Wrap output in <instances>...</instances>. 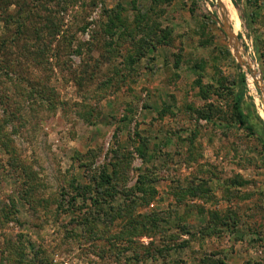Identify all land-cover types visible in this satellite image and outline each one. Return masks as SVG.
I'll list each match as a JSON object with an SVG mask.
<instances>
[{
  "label": "rangeland",
  "instance_id": "obj_1",
  "mask_svg": "<svg viewBox=\"0 0 264 264\" xmlns=\"http://www.w3.org/2000/svg\"><path fill=\"white\" fill-rule=\"evenodd\" d=\"M221 1L32 0L18 38L0 20V264L264 261V0ZM203 180L216 199L189 195ZM212 210L229 221L203 236Z\"/></svg>",
  "mask_w": 264,
  "mask_h": 264
},
{
  "label": "trees",
  "instance_id": "obj_2",
  "mask_svg": "<svg viewBox=\"0 0 264 264\" xmlns=\"http://www.w3.org/2000/svg\"><path fill=\"white\" fill-rule=\"evenodd\" d=\"M153 1H158V0H153ZM234 1V0H233ZM258 1L259 0H245V3L246 5H253L254 3H256L255 5L258 4ZM234 3L237 5V3L234 1ZM12 4H14L16 7H18L17 9H14V11H11L10 10V6H11V2L9 1H0V20H2V22L5 24V32H8L9 29L11 27H13V29H15L14 33H13V36L12 37H16L18 38L19 36H21L22 33L25 32L26 30V27H27V24H28V21L30 20L31 18V15L33 12L36 11V9L33 11V8H35L37 5H34L32 3V0H25V3L24 2H12ZM238 7V6H237ZM26 10V11H24ZM28 11V12H27ZM253 18L255 17V13L252 12L251 13ZM250 14V16H251ZM228 13L227 11L224 12V16L227 17ZM138 19V18H137ZM253 21V20H252ZM152 30V29H151ZM8 38V37H7ZM157 41H161L160 39L157 40ZM255 44L258 48V40L256 39L255 40ZM143 54V51H141V49H139V52L137 53L136 57L140 56ZM244 79V76L242 77ZM214 85H212L213 87ZM211 87V88H212ZM216 88V87H215ZM215 88H212V89H215ZM207 90L203 91V94H207ZM233 112L231 114V122L232 123L233 121H236L238 122L239 125L243 126L246 130H248L249 132L251 133H254V125H253V121L250 119V117H248V115L244 112L243 108H242V105H241V98L240 97H237L236 98V101L233 102ZM205 118L209 117L206 113L202 114ZM258 118H261V117H258ZM262 121V120H261ZM103 175L100 177V179H94L95 180V184L96 186H99L101 187V185H103V183L107 186L111 185V189L114 190L113 191V194L117 193L118 192V189H115V186H116V182L113 183V180L110 179V176L106 173H102ZM102 179V181H101ZM147 180H145L144 178L142 179H138L137 181V184L135 185L136 189H137V194L139 195H136V198H138L139 200H143V195L144 193H149L148 194V197L146 198L145 202L148 203L153 194L156 192V189L154 187H151L149 186V183L147 184L146 183ZM145 183L147 184L145 186ZM246 181L245 180H242V179H232L231 180V184L233 185H237V186H241L243 184H245ZM115 185V186H114ZM81 190H82V193H84L85 196H88V193H89V190H90V185L86 184L84 186H81ZM180 193L179 194H175L176 197H177V200H182V198H185V196H187V191L186 189L180 187V189L178 190ZM189 195L191 196H201V195H204V193L207 195V199L208 200H214L216 199L215 195L211 192L210 188L207 186V182L203 180V184L201 185H195V186H192L190 187L189 189ZM226 193H230L232 194V191H230V188L229 187H226ZM143 193V194H141ZM142 196V197H141ZM133 199H131L132 201ZM97 202H98V199H97ZM114 209H119V213L121 214L124 207L119 204V205H113ZM128 206V205H125V207ZM118 213V214H119ZM154 220V219H153ZM156 221V219H155ZM229 220L226 219V217L223 216V214H221L220 212L218 211H210V216H209V220H208V225L206 224L203 228H202V235L203 236H209L211 234H216V232H218L219 230H221V227H218V224L219 225H223V224H227ZM140 221L133 218V221H129V225H134V226H137L139 225ZM144 226V225H142ZM93 229V227H92ZM92 231V230H91ZM183 232L185 233H191V231L189 229H184L183 227ZM165 247V245H164ZM163 246L157 248V252H160V253H165L164 248ZM154 252L153 251H148L147 254H153ZM210 258H207V257H204L203 258V262H206L208 261ZM218 260L216 259L215 262H217ZM244 264H264V261H256L254 263L252 262H249L247 261L246 263Z\"/></svg>",
  "mask_w": 264,
  "mask_h": 264
},
{
  "label": "water",
  "instance_id": "obj_3",
  "mask_svg": "<svg viewBox=\"0 0 264 264\" xmlns=\"http://www.w3.org/2000/svg\"><path fill=\"white\" fill-rule=\"evenodd\" d=\"M217 1H218V3H219L220 5L222 4V1H221V0H217ZM224 18H225V17H224ZM224 27H225V30L227 31L229 37H230V38H235V37H234V34H233L232 32L229 31V29L226 27V25H225ZM262 89H263V92H264V88H262Z\"/></svg>",
  "mask_w": 264,
  "mask_h": 264
},
{
  "label": "bare ground",
  "instance_id": "obj_4",
  "mask_svg": "<svg viewBox=\"0 0 264 264\" xmlns=\"http://www.w3.org/2000/svg\"><path fill=\"white\" fill-rule=\"evenodd\" d=\"M219 17H224V13H223V5L219 4ZM225 26V25H224ZM227 27V26H226ZM260 86V85H259ZM262 87V86H261Z\"/></svg>",
  "mask_w": 264,
  "mask_h": 264
}]
</instances>
